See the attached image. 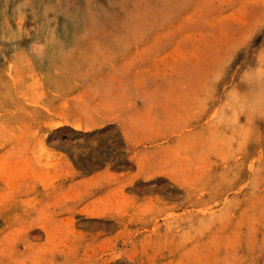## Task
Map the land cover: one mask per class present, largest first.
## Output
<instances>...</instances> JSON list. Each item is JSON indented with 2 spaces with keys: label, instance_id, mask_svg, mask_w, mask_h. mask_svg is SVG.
I'll use <instances>...</instances> for the list:
<instances>
[{
  "label": "rangeland",
  "instance_id": "1",
  "mask_svg": "<svg viewBox=\"0 0 264 264\" xmlns=\"http://www.w3.org/2000/svg\"><path fill=\"white\" fill-rule=\"evenodd\" d=\"M0 264H264V0H0Z\"/></svg>",
  "mask_w": 264,
  "mask_h": 264
},
{
  "label": "bare ground",
  "instance_id": "2",
  "mask_svg": "<svg viewBox=\"0 0 264 264\" xmlns=\"http://www.w3.org/2000/svg\"><path fill=\"white\" fill-rule=\"evenodd\" d=\"M195 193V192H194ZM180 195V194H179ZM211 206V205H210ZM92 214H94V215H99L100 213H97V212H92ZM100 215H106V214H100ZM107 216H111V214L109 215H106L105 217H107ZM99 221V220H98ZM96 222H97V220H96ZM109 222V221H108ZM44 229V228H43ZM168 235V234H167ZM115 255V254H114Z\"/></svg>",
  "mask_w": 264,
  "mask_h": 264
}]
</instances>
